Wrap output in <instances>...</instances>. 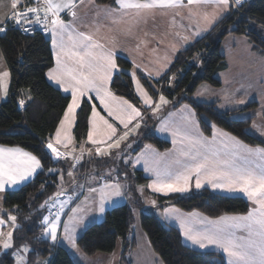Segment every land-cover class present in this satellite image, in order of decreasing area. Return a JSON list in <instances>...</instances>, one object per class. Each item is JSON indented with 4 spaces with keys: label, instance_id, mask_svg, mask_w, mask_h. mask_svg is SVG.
Wrapping results in <instances>:
<instances>
[{
    "label": "snow or ice",
    "instance_id": "obj_1",
    "mask_svg": "<svg viewBox=\"0 0 264 264\" xmlns=\"http://www.w3.org/2000/svg\"><path fill=\"white\" fill-rule=\"evenodd\" d=\"M115 2L122 17L131 13L135 18H143L157 8H186L188 19L196 27L192 33L194 36L200 35L202 31L212 26L233 4L237 8L243 6V0H186V2L115 0ZM21 3L22 0H11L12 11L8 14L7 21L12 22L14 26H20L24 31L31 30L33 25H42L43 30L51 34L52 45L55 48V66L49 69L47 76L64 86L65 91L71 90V101L64 111L55 136L49 138L46 148L51 151L54 158L71 156L75 164L80 163L85 151L89 156L92 155V149H85L83 145L80 146L79 155L62 151L61 147L67 149L73 144L70 131L76 121V110L86 95L95 93L100 104L107 109V116L115 117L125 129L118 135L114 124L101 115L95 105L92 106L91 128L87 140L96 146L97 155H110L112 148L118 149L121 142L128 138L129 125L137 121L130 131L139 129L138 118H142L138 107L123 97H116L109 88L113 72L118 71L114 49L101 43L92 34L78 31L71 22L62 19L61 13L65 10L73 18L76 17L77 0H34L36 6H25L23 10L17 11ZM80 3H83V0H80ZM208 6H213L212 12L205 10ZM105 11L111 10L106 8ZM172 23L175 26L174 18ZM6 31V23L0 21V32ZM177 36L184 41L189 39L187 35L181 36L180 33H177ZM156 75H160V72L157 71ZM132 76L136 83V92L144 105L159 111L163 105L169 103L163 95L159 96L158 101H154L139 80L135 79V72ZM8 77L7 71L0 73V89L4 95L7 94ZM207 91V86H204L202 91H198L197 96ZM88 99L91 100L93 97L88 95ZM225 100L228 101L227 96ZM235 103L243 105L245 101L241 99ZM19 104L23 106L25 100L21 99ZM211 127L213 132L209 138L200 131L194 109L184 105L180 122L165 119L159 126L160 132L171 134L173 149L160 153L152 145H145V150L136 156L135 163H142L144 171L152 174L153 178L147 187L154 193L165 195L186 193L192 188L193 180L196 189L207 184L214 190L244 193L254 205L246 215H222L213 219L198 212L184 214L174 207L166 208L164 215L179 221L183 236L191 244L201 249L212 246L226 254L228 264H264V147H252L217 128L215 124ZM250 131L258 132L264 137V128L255 123ZM42 167L41 160L36 155L19 147L0 145V192L23 184ZM68 175L71 177L73 173L69 171ZM124 187L117 179L105 182L99 188H89L88 191L98 194V197L89 201V197L86 196L81 205L72 209L68 221L63 223V239L76 248V229L88 212L103 214L108 202L124 197ZM139 190L143 193V186ZM63 194V190H60L41 205L59 209L55 214L49 211V215L44 216L41 221L42 234L50 237L52 241L57 240L64 206L71 201V197L68 201H59ZM150 203L155 205L156 201L151 200ZM93 204L95 207H92ZM16 221L17 217L10 213L8 220L0 216V247L4 250L14 247L13 232L19 227ZM5 225H10L7 232L2 230ZM28 251L30 248L27 244L17 248L13 253L17 264H27V259L21 252Z\"/></svg>",
    "mask_w": 264,
    "mask_h": 264
},
{
    "label": "trees",
    "instance_id": "obj_2",
    "mask_svg": "<svg viewBox=\"0 0 264 264\" xmlns=\"http://www.w3.org/2000/svg\"><path fill=\"white\" fill-rule=\"evenodd\" d=\"M33 1L25 0L19 7L35 5ZM109 1L96 0L99 4ZM68 17V14L63 16ZM229 33L246 35L252 49L264 54V0H244L243 6L239 8L232 5L230 11L204 35L178 52L159 80L151 84L145 77L139 76L155 99L163 95L169 101L163 114L188 103L193 107L205 135L212 134L211 125L215 124L249 145L264 146V141L248 130L255 116L239 117L243 112L256 109L257 101L249 102L245 107L222 110L216 101H198L194 97L200 84L206 83L213 87L221 85L218 75L228 66L221 47ZM48 35L41 32L23 34L18 29H9L0 34V49L10 73L8 99L0 104V145L21 147L36 155L43 165L31 181L5 193L3 206L8 213L17 217L19 227L13 232L14 247L0 250V264H15L13 253L24 244L30 248L27 264H35L44 259H48L47 264H77L63 245L42 234L41 221L48 205H41L59 191L63 181L61 176L73 168L80 181L83 173L92 169L90 159L85 162L83 157L79 164H74L72 160H53L46 148L47 139L56 131L70 101L69 95L63 94L47 79L46 72L54 63ZM117 63L124 69L131 68L130 61L124 57L119 56ZM160 82L163 84L161 90H158ZM111 86L116 94L140 105L132 77L126 71L117 72ZM21 99L26 101L19 108ZM91 110L92 104L88 100H84L78 109L74 128V139L78 145L87 138ZM157 120V117L147 114L140 132L129 137V141H136L131 143V154H136L145 143H152L161 150L170 147L168 140L154 132ZM108 163L102 162L101 165ZM123 163L122 159L119 169L125 178L132 174L137 184L146 183L148 179L142 171ZM152 195L157 199L158 210L175 205L185 211H200L209 217L243 214L250 208L249 202L240 195H226L208 188L184 194ZM133 202L129 196L128 202L107 209L102 220L88 225L76 240L79 249L87 256L111 253L121 240L124 244L121 264H131L127 254L137 243L136 237L132 236L134 208L137 206L141 226L152 249L164 264H226L220 252L198 250L185 245L181 233L174 225L163 220L153 210L145 208L143 202L138 201L135 205Z\"/></svg>",
    "mask_w": 264,
    "mask_h": 264
},
{
    "label": "crops",
    "instance_id": "obj_3",
    "mask_svg": "<svg viewBox=\"0 0 264 264\" xmlns=\"http://www.w3.org/2000/svg\"><path fill=\"white\" fill-rule=\"evenodd\" d=\"M24 1L25 0H22V3ZM33 3H34V1H33ZM106 8L110 9L111 11H105ZM117 9H118V5L115 2V0H111V1L104 3V4H99L98 2H96V0H83V3H80V0H77V8L75 9V11L77 13L76 17L73 18L72 16H70L68 18H62L66 22H71L76 27V29L78 31L90 33L96 39H98L101 43H104L107 47L114 49V51L116 53L115 54V60H116L117 66H118V71L113 72L112 80L110 82L109 88H110L111 92L116 97H123L124 99L128 100L130 103H132L136 107H138L142 113V118H138V120L140 122V128L136 129L135 131H130L132 129L133 125L137 122V121H133V123L129 125V136L126 140L121 142L120 147L118 149L112 148L110 150V152H111L110 155L100 156V155H97L95 153V147L96 146L92 145L91 142H89L87 140V138L83 143H81L79 145L75 143L74 128H75V125L77 122V112H78L79 108L76 110V121H75V123L72 126L71 131H70V135L73 138V144L69 145L67 149H64L63 147H61V150L73 152V155H79L81 145H83V147L85 149H89V148L92 149V155L89 156L88 152L85 151L84 152V155H85L84 158H88V159L92 160L91 164H92V171L94 172V175L89 174L90 172H92L89 169L88 173H86L83 176V181L81 182L77 178V174L74 171V169L71 168L70 171L73 173V175L70 177L68 175V173H69L68 172L66 175L63 176V181L61 183V185H62L61 190H63L64 194L59 197V201H68V198L71 197V201L68 202L71 206H74V204H76V203H81L85 199L86 196L92 197L93 199H94V197H98V194L90 193L88 191L89 188H99L101 184L107 182L108 181L106 178L107 175L112 176L113 173L110 171H106V174L104 175V177H101V176L104 174L106 169H109V170L110 169H114V170L118 169L122 159H123L124 165L128 164L131 167L142 171L143 175L148 179L146 181V183L139 184V187L143 186V189H144L143 193H141V191H140V194H142L143 196H146L147 199L149 200V202L151 200L156 201V199L151 196L152 194L165 195L162 193H154L150 188L147 187V185H149L151 183V180L153 178L152 174L144 171L142 163L136 164L135 158L138 154H140L142 151L145 150V145H149V144L152 145L160 153H164L166 151L172 150L173 149L172 136L170 133H163V132L159 131L160 123H161V121H163L165 119H170V120L175 121V122H180L181 116H182L183 106L184 105L191 106L188 103H183L178 108L165 112L157 120V122L155 124V128H154V132L159 137L166 139L170 142L171 145L168 149L161 150L156 145H154L152 143H145L142 146V148L136 154H131V152H130L132 150L131 143H136V141H129V137L140 132L143 119L147 116V114L149 116L156 117L158 114L162 113L164 107L166 106L165 105L162 108H160L159 111H154L153 107H148V106L144 105L141 97L136 92V83H135V80L132 76V73L135 72V79L139 80V82L143 86V88L148 92V94L155 101L152 94L149 92V90L143 84L139 74L142 75L143 77H145L151 84L153 82L159 80L165 74V72L168 70L170 65L173 63L178 52L180 50L185 49L189 45H191L198 37L192 35V33H193V27L192 26L189 27V32H188V28L185 25V23L179 21L178 8L177 9H159V8H157L152 13L144 16L143 18H135L134 15L131 13L127 16L122 17L121 14L117 11ZM11 11H12L11 0H0V21L6 22L7 16H8V14H10ZM66 12H67V10H65V12L61 13V16L63 14H65ZM173 18L176 21L175 26H173V23H172ZM129 29H130V31H129ZM177 33H180L181 36L187 35L189 37V39L187 41H184L180 38V36H177ZM48 36L51 40V49H52L53 58H54V63L49 68V69H51L55 66V48L52 45L51 34L49 33ZM250 49H252V48L250 47ZM0 51H1V49H0ZM119 56L124 57L130 61V63H131L130 69H124L123 67L119 66V64L117 63V58ZM6 65L7 64H5V59H4L3 53L1 51L0 52V73L7 71ZM161 65H166V67H161ZM49 69L47 70L46 75H47ZM120 71H126L127 73H129L131 75L132 80H133V86L135 89V93L140 100V105L133 103L127 97L118 95L113 91L112 86H111L113 78H114L115 74L117 72H120ZM157 71L160 72V75H158V76L156 75ZM9 76H10V73H9ZM47 79L49 80V82L51 84H53L56 88H58L63 94L69 95L70 101H71V90L70 89L68 91H65L64 86L57 84L55 81L51 80L48 76H47ZM7 85L9 86V77L7 78ZM202 85H204V84H201L198 86V88L195 92V95H194L195 99L198 101H214L213 99L211 100L208 98H204L203 95L197 96L198 91H200L198 89ZM26 95L27 94L25 93V97H26ZM88 95H91L93 97V99L89 100ZM88 95H86L81 100V104L84 100L90 101L92 106L93 105L96 106L97 111H99L101 113V115L108 118L109 121L114 124V126L117 128V134L121 135L125 131L123 125H121L119 123V121H117L115 119V117H108L107 116V109H105L104 106L102 104H100L99 99L95 97V93H89ZM7 99H8V88H7V94L6 95H4L2 89H0V104L2 102L6 101ZM81 104H80V106H81ZM191 108L193 109L192 106H191ZM244 113H248V112H244ZM244 113H241L239 115V117L245 118V117L250 116V115L244 116ZM171 114H174V115H171ZM62 118H63V116H62ZM90 118H91V113L89 115V130L91 128ZM196 120L198 121L197 117H196ZM255 121H258L257 117H254V120L252 121L248 130L250 133H252L253 135L259 137L260 139H262L264 141V137H261L258 134V132L250 131L252 129L253 124L256 123ZM198 125H199V121H198ZM58 127H59V124H58L57 128ZM199 128H200V131L203 133L200 125H199ZM217 128H219V127H217ZM262 128H264V124H262ZM219 129H221V128H219ZM221 130H223V129H221ZM223 131H225V130H223ZM55 132L53 133L52 137L55 136ZM225 132H227V131H225ZM231 135H233V134H231ZM205 136H207V135H205ZM211 136H212V134L210 136H207V137L211 138ZM48 140L49 139H47V142H48ZM3 146H6V145H3ZM250 146H252V147H257V146L264 147V146H260V145H255V146L250 145ZM6 147H16V146H6ZM101 147H106V145H101ZM19 148H21V147H19ZM23 150L27 151L25 149H23ZM27 152H29V151H27ZM125 152H128V154L123 155ZM50 153H51V151H50ZM99 158H104V159H102L101 161H98ZM83 161H84V159H83ZM106 161H108L109 163L107 165H103L104 163L106 164ZM98 162L100 163V165ZM102 162H103V164L101 165ZM40 170H41V168L36 171L34 176L30 177L23 184H21L19 186L12 187V188H8L4 192H0V216H2L3 219L8 220V214H9L3 206L5 193L7 191L16 190V189L20 188L22 185L31 181ZM91 176H94V177H91ZM113 176L109 179V181H115L118 179V176H115V174ZM192 184H193V186L189 192H191L192 190H200L203 188H208L211 191L223 193L226 195H240V196L244 197L249 202V204H250L249 211L254 207L253 203L242 192H228L226 190H214L207 184L200 189H196L194 186L195 180H193ZM79 185H82L83 193H82V195L77 196L76 192L79 189ZM122 185H124V184H122ZM189 192H186V193H189ZM179 194H181V193H179ZM182 194H184V193H182ZM128 196L129 195L127 192V187L125 186L124 187V197L123 198H115L114 201L108 202L106 204V210L115 206V205L126 203L127 198H129ZM72 200H74L73 203H72ZM59 201H58V203H59ZM142 202H143L145 208H147V209L153 208L152 210L154 212H158L157 211L158 210L157 209V201H156L155 205L150 203V207H147V205L145 204V201H142ZM68 203H66V204H68ZM66 204H65V206H66ZM65 206L63 209V213L61 214V217H60L61 228L58 230L57 240L54 242H56L60 245H63L69 251V254L71 255V257L74 259V261L77 264H121V254H122L123 247H124V244L121 240L118 242L117 247L113 252H111V253H97L93 256L85 255L79 249L78 246L76 248H73L71 246V244H70V246L68 245L69 243H67V241H65L63 239V236H62L63 234L61 232L62 227H63V223H64L62 221H63V218H65L66 212H67V208H65ZM71 206H67L68 210L71 208ZM173 207L176 209H179L180 212L184 213V214L192 213V212H198V213H202V212L197 211V210L185 211V210H183V209H181L175 205L166 206L161 210L160 213L162 215L163 220H165L169 224L174 225L179 230V232L181 233V237H182L184 244L191 247V248H195L198 250H213V251L220 252L225 259V263L228 264L226 254L222 253V251H220L219 249H216L212 246H210L209 248L201 249L198 246L191 244V242L188 241L183 236V231L180 228L179 221H177L175 219L167 218L164 215V210L166 208H173ZM56 209H57L56 210V212H57L59 209L58 208H56ZM106 210H105V212H106ZM105 212L103 214H100L98 212L93 211L92 214H90V217H91L90 220H93V221H90V222L93 223V222H96L94 220H98V221L102 220ZM48 213H49V211H47L44 214V216L49 215ZM247 213L223 214V215H246ZM202 214L204 216H207L204 213H202ZM11 215H13V214H11ZM94 215H95V219H92V218H94ZM207 217H209V216H207ZM211 218L215 219L217 217H211ZM87 222H89V221H87ZM91 223H87V224L90 225ZM85 226L87 227L88 225H85ZM2 230L4 232H7L8 230H10V225L3 226ZM82 232H80V233H82ZM80 233H78V234L80 235ZM79 235H75L76 240H77ZM136 241H137V243H136L135 248L132 249L128 254L130 261H131V264H137V263L138 264H145V262H143V259H142L143 255H146L149 258L156 259L155 254L151 250L152 248H150V246L147 244L146 240H142V246L139 245L138 240H136ZM76 245H77V243H76ZM0 250L6 251V250L2 249V247H0ZM141 252H143V253L139 254ZM21 254L24 255L27 259L28 252L27 253L21 252ZM148 261L152 262L153 264L156 262V260H148ZM47 263H48V259H44V260L37 261L35 264H47ZM15 264H17L16 259H15Z\"/></svg>",
    "mask_w": 264,
    "mask_h": 264
},
{
    "label": "rangeland",
    "instance_id": "obj_4",
    "mask_svg": "<svg viewBox=\"0 0 264 264\" xmlns=\"http://www.w3.org/2000/svg\"><path fill=\"white\" fill-rule=\"evenodd\" d=\"M205 10L208 12H212L213 6H208L207 9ZM229 11H230V8L226 12L222 13L221 16L217 19V21H219V19H221ZM178 15H179V21L185 23V25L188 28V32H189L190 26L193 27V32L196 30L195 24L188 19V11L186 8H178ZM217 21H215L213 25ZM210 27L207 30L202 31L201 34L196 37L199 38L202 35H204L210 29ZM250 47L252 48V44L250 43L249 38L246 35L229 33L226 36V38L223 40L222 47H221L223 53L226 56L227 63H228V66L225 69V71H222L219 73L221 85L218 87H213L209 84L203 83L204 85H202L198 90L202 91L203 86H207L208 91L203 92L202 94L203 97L211 99V100L213 99L214 101H216L218 103L219 108L222 110L245 107L249 102L257 101L258 107L256 109L252 111H248V113H244V112L243 113H244V116L255 115V117H257V120H258V121H255L256 122L255 124L258 125L260 128H262V124H264V54H261L255 51L254 49H250ZM7 71L9 72L8 67H7ZM9 79H10V76H9ZM162 84L163 83L160 82L159 86H157L158 90H161ZM225 96L228 97V101H232V102L230 103L226 101ZM158 99L159 97H157L155 101H158ZM241 99L245 101L243 105L235 103V101L241 100ZM83 157H85V155H83ZM90 171H92V169ZM106 171H110L113 173V175L115 174V176H118L119 182H121V184H124L127 187L128 195L134 201L133 204L137 203L138 201L139 203L140 201L141 202L145 201V204L147 205V207H150V202L147 199V197L140 194V190H139L140 187H139V184H137L135 179L133 178L134 175L133 177H131L132 176L131 174V176H129L128 178H125L124 173H122L121 170L118 168L116 170L106 169L104 174L101 177H104V175L106 174ZM89 174L94 175V172L92 171ZM112 176H109V175H107V177L105 176L108 180L107 182H112V181H109V179ZM91 177H94V176H91ZM61 189L62 187H60L59 191ZM82 193H83L82 185H79V189L76 192V195L79 196V195H82ZM151 196L156 199L155 196L153 195ZM84 200L82 202H84ZM92 200L93 198L89 197V201H92ZM73 202L74 200H72V203ZM82 202L76 203L74 204V206H71L69 203L66 204L65 208H67V212L62 222H67L68 217L72 214V209L75 208L77 205H81ZM126 202H128V198ZM67 206H71V208L68 210ZM92 207H95V205L93 204ZM148 209L152 210L153 208H148ZM49 211H51L52 214H55V211L53 210H49ZM157 211L158 212H155V213L162 218V215L160 213L161 210H157ZM92 212L93 211L88 212L84 221L77 226L75 235H79L78 233L84 231L86 227L85 225H89L87 223H91L90 221H93V220H90L91 219L90 214H92ZM139 213H140L139 207L135 206L132 236L134 235L136 237V240H138L140 246H142V240H146L147 244L150 246V248H152L149 242V239L141 226ZM92 219H95V215H94V218ZM94 221L97 222L98 220H94ZM61 232L63 234V230H61ZM68 245L70 246V244ZM151 250L155 254L156 259L149 258L148 256L143 255L142 256L143 262H145V264H153L152 262H149L148 260H156L154 264H164L162 260L160 259L159 255L153 249ZM142 253L143 252L139 254H142ZM128 254H127V257H128V260H130Z\"/></svg>",
    "mask_w": 264,
    "mask_h": 264
},
{
    "label": "built area",
    "instance_id": "obj_5",
    "mask_svg": "<svg viewBox=\"0 0 264 264\" xmlns=\"http://www.w3.org/2000/svg\"><path fill=\"white\" fill-rule=\"evenodd\" d=\"M244 1V0H243ZM32 6H35V5H32ZM233 6H234V8H236V6L233 4ZM25 6H21V7H19L18 9H17V11H19V10H23V8H24ZM28 7H31V6H28ZM68 13V12H67ZM69 15H70V13H68ZM71 16V15H70ZM62 18H63V15L61 16ZM6 23V27H7V30H9V29H18L19 31H21L23 34H30V33H35V32H41V33H45V34H47V33H49V32H46V31H44L43 30V26L42 25H33L32 26V28H31V30H29V31H24L20 26H14V24L12 23V22H8V21H6L5 22ZM5 32H0V34H4ZM59 160H67V159H72V157L70 156V157H67V158H58ZM74 162V161H73ZM74 164H75V162H74ZM49 210H53V211H55L56 212V208H51V209H49Z\"/></svg>",
    "mask_w": 264,
    "mask_h": 264
},
{
    "label": "water",
    "instance_id": "obj_6",
    "mask_svg": "<svg viewBox=\"0 0 264 264\" xmlns=\"http://www.w3.org/2000/svg\"><path fill=\"white\" fill-rule=\"evenodd\" d=\"M19 108H22V106H20V104H19ZM161 115H162V113L161 114H158L157 115V118H159ZM52 158H53V160H56V158H54L53 154H52Z\"/></svg>",
    "mask_w": 264,
    "mask_h": 264
}]
</instances>
